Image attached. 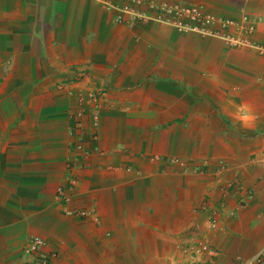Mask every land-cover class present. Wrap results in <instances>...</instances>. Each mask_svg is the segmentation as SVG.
I'll return each mask as SVG.
<instances>
[{
    "label": "crops",
    "instance_id": "1",
    "mask_svg": "<svg viewBox=\"0 0 264 264\" xmlns=\"http://www.w3.org/2000/svg\"><path fill=\"white\" fill-rule=\"evenodd\" d=\"M153 1L256 16L258 47L123 26L94 0H0V264H31L33 237L49 264H167L211 208L203 264L264 244V0Z\"/></svg>",
    "mask_w": 264,
    "mask_h": 264
},
{
    "label": "built area",
    "instance_id": "2",
    "mask_svg": "<svg viewBox=\"0 0 264 264\" xmlns=\"http://www.w3.org/2000/svg\"><path fill=\"white\" fill-rule=\"evenodd\" d=\"M104 8L112 9L114 11L113 20L116 22H123L124 17L131 23L137 19H147L149 16L142 7L146 6L155 11L154 20L176 26L179 29H189L200 33L211 34L218 36L227 42L235 44H246V39L243 34L236 36L221 33L219 30L210 29L212 26H217L219 29L235 28L244 33H249L253 30L255 20H248V18L241 14L240 18L234 20L232 18H225L215 16L214 14L205 12L202 7L197 5L179 6L168 5L165 3H154L151 0H97ZM126 20V21H127ZM244 24V25H242ZM92 122L95 123V113H91ZM264 220V210L262 217ZM44 241L33 237L28 241L27 253L32 254L34 264H47L48 260L54 256L53 253L47 255H38L37 252L44 246ZM34 255V256H33ZM235 264H264V244L245 259L236 258Z\"/></svg>",
    "mask_w": 264,
    "mask_h": 264
},
{
    "label": "rangeland",
    "instance_id": "3",
    "mask_svg": "<svg viewBox=\"0 0 264 264\" xmlns=\"http://www.w3.org/2000/svg\"><path fill=\"white\" fill-rule=\"evenodd\" d=\"M197 6H200V5H197ZM200 7H202V6H200ZM202 10H203V8H202ZM241 14H244L248 18V20H253L252 16H250L249 14H247L245 12H242ZM240 15L238 16L237 20L240 18ZM127 18L128 17L125 16L124 17L125 21H123V22H117L116 21V23L123 25V26H131L133 24L134 20L130 23L129 20H127ZM262 21L263 20H258L257 22H262ZM242 25H244V24H242ZM176 29H178V28H176ZM253 30H254V28H253ZM239 32H237L238 36L241 34H244L240 30H239ZM248 44H250V46H252V47H258L256 45L250 43L248 40L246 41V44H242V45H248ZM222 198L223 197L220 196L218 198V200L220 201V200H222ZM211 201L212 200L209 199V202H211ZM213 210L214 209L211 208V209H209V211L207 213H204L203 220H205V222L207 224H202L201 227H197L196 225L192 224L187 229L185 228L182 231L180 229L178 231V233L176 235L177 241L174 243L172 255L169 256L170 258L168 257L169 259H167L165 263H167V264H199L198 261L203 263V261L205 259H207L208 257H212L211 255H213V254H212V247L210 246L211 244L208 243L207 240H205L206 236L203 238L202 235L200 236V233L204 230H205L204 232L206 233L207 228H209V230L212 229V225L209 226L208 222L213 221V214H212ZM164 220L165 219H162V221H164ZM176 220H179V219L176 218ZM204 232H203V234H204ZM47 254H49V252H44V251H42V249H41V251L39 250L37 252V256L38 255H47ZM31 264H34L33 259L31 261Z\"/></svg>",
    "mask_w": 264,
    "mask_h": 264
},
{
    "label": "clouds",
    "instance_id": "4",
    "mask_svg": "<svg viewBox=\"0 0 264 264\" xmlns=\"http://www.w3.org/2000/svg\"><path fill=\"white\" fill-rule=\"evenodd\" d=\"M96 3H97V5H99L102 9H104V10H106V11H110L111 13H112V15H114V11L112 10V9H106V8H104L97 0H94ZM122 0H118V2H121ZM152 2H154V3H164V2H155V1H153V0H151ZM165 4H167V3H165ZM169 5V4H168ZM179 6H185V5H179ZM186 6H188V5H186ZM142 10L143 11H145L146 12V14L149 16V18L150 19H153V17L155 16V11L154 10H152V9H150V8H147L146 6H144V7H142ZM148 11H152L153 12V14L152 15H150L149 13H148ZM242 13V12H241ZM240 13V14H241ZM215 15V14H214ZM215 16H218V15H215ZM219 17H223V16H219ZM149 18H147V19H149ZM225 18H229V17H225ZM254 18V20H255V23H257V21L258 20H260V18H258V17H252V19ZM112 19H113V16H112ZM232 19H234V18H232ZM137 20H143V19H137ZM154 20V19H153ZM234 20H236V19H234ZM114 21V20H113ZM135 21V20H134ZM154 21H156V20H154ZM156 22H159V21H156ZM160 23H162V22H160ZM165 24V23H164ZM168 25H170V24H168ZM255 25L256 24H254V27H255ZM177 28V27H176ZM252 32V31H251ZM91 108V107H90ZM92 109H93V107H92ZM84 109L83 108H78V110H77V113H76V116H78L79 118H81L80 116H82L84 113ZM89 113L91 114L92 112L91 111H89ZM91 116V115H90ZM94 125V124H93ZM220 193V195H222L221 194V191L219 192ZM240 204V203H239ZM212 214H213V221L212 222H208V224H209V226L210 225H212V228H214V227H216V225H215V223H216V215H217V213L215 212V210H213L212 211ZM261 217H262V214H261ZM206 222H203V224H205ZM207 224V223H206ZM205 242V241H204ZM206 244V243H205ZM46 245V243L44 244V246ZM43 246V247H44ZM211 246V245H210ZM42 248V247H41ZM40 248V249H41ZM39 249V250H40ZM50 253H53L54 254V256H55V252H53V251H51V252H49V254ZM214 253V249L212 248V254ZM53 256V257H54ZM212 256V255H211ZM251 256V255H250ZM53 257H51L50 259H52ZM240 258V257H239ZM246 258H248V257H246ZM50 259L48 260V263L47 264H49V261H50ZM241 259H245V258H241ZM206 260H204L203 261V263L205 262ZM199 262V264H203V263H201L200 261H198ZM235 264V263H234Z\"/></svg>",
    "mask_w": 264,
    "mask_h": 264
}]
</instances>
